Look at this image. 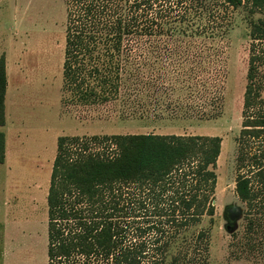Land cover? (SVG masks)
<instances>
[{"label":"trees","instance_id":"trees-1","mask_svg":"<svg viewBox=\"0 0 264 264\" xmlns=\"http://www.w3.org/2000/svg\"><path fill=\"white\" fill-rule=\"evenodd\" d=\"M65 105L129 113L223 108L229 8L264 0H65ZM236 189L248 207L232 255L264 258V18L251 23ZM211 41L212 43H210ZM0 57V127L6 125ZM221 138L155 133L61 136L47 194L48 264H210ZM6 135L0 130V163ZM231 213V215H230ZM235 211H226L230 223Z\"/></svg>","mask_w":264,"mask_h":264},{"label":"rangeland","instance_id":"rangeland-1","mask_svg":"<svg viewBox=\"0 0 264 264\" xmlns=\"http://www.w3.org/2000/svg\"><path fill=\"white\" fill-rule=\"evenodd\" d=\"M229 14L227 36L209 41L223 49L221 114L199 119L178 110L141 117L120 103L91 109L65 105V0H0V57H6L8 78L6 125L0 127L6 135V159L0 163V264H48L47 194L59 137L133 133L220 137L216 215L213 224L207 218L200 226L211 228L210 264H264L261 256L234 257L231 246L233 232L243 234L248 222V207L236 189V140L244 121L251 23L264 18V10L252 13L244 4L229 8ZM231 207L242 211L233 223L226 216Z\"/></svg>","mask_w":264,"mask_h":264},{"label":"water","instance_id":"water-1","mask_svg":"<svg viewBox=\"0 0 264 264\" xmlns=\"http://www.w3.org/2000/svg\"><path fill=\"white\" fill-rule=\"evenodd\" d=\"M227 211H235L234 217L232 218V220H237L238 218H240L242 216V211L239 207H231L226 209Z\"/></svg>","mask_w":264,"mask_h":264},{"label":"flooded vegetation","instance_id":"flooded-vegetation-1","mask_svg":"<svg viewBox=\"0 0 264 264\" xmlns=\"http://www.w3.org/2000/svg\"><path fill=\"white\" fill-rule=\"evenodd\" d=\"M230 215H231V213H230Z\"/></svg>","mask_w":264,"mask_h":264}]
</instances>
